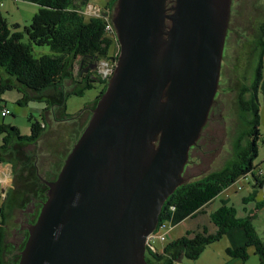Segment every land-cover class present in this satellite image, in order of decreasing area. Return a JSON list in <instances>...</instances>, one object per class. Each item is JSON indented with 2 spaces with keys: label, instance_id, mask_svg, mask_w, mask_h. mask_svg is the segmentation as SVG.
<instances>
[{
  "label": "water",
  "instance_id": "95a60500",
  "mask_svg": "<svg viewBox=\"0 0 264 264\" xmlns=\"http://www.w3.org/2000/svg\"><path fill=\"white\" fill-rule=\"evenodd\" d=\"M230 4L118 0L116 69L59 177L43 180L48 198L19 264H147L163 206L185 184L213 111Z\"/></svg>",
  "mask_w": 264,
  "mask_h": 264
},
{
  "label": "trees",
  "instance_id": "16d2710c",
  "mask_svg": "<svg viewBox=\"0 0 264 264\" xmlns=\"http://www.w3.org/2000/svg\"><path fill=\"white\" fill-rule=\"evenodd\" d=\"M21 1L36 4L38 12L31 24L20 31V25H10L0 10V97L7 91L22 87L37 94L51 88L64 87L68 67H74L75 61L80 66L78 84L82 88L72 93L82 94L85 90L94 88L97 81L109 84L110 80L97 76V68L92 67L101 62L118 59L119 44L113 23L118 0H109L104 8L94 7L96 12L91 14L87 12L91 0ZM259 32L261 60L252 82L239 92L240 118L245 130L234 143L232 159L221 170L180 186L164 204L155 234L162 228L168 233L170 226L175 227L187 220L197 219L221 194L247 176L253 177L254 188H264V171L254 163L259 155L261 138L259 94L264 92V24L259 27ZM26 37L28 43L23 42ZM34 46H47L52 54L37 58L33 54ZM107 87L108 85L98 101ZM0 110L5 108L0 106ZM45 110L53 112V116L56 115L55 108L52 111L49 106ZM84 113L67 115L62 119L49 116L47 121L45 118L43 121L36 120L31 124L29 135H23L17 126L0 123V135L3 136L0 162L9 160L7 153L15 146L39 143L49 131L47 122L53 123L55 129L61 124L78 121ZM15 196L16 192L12 190L0 205V264H6V235L9 217L14 210ZM245 201L249 202L250 199ZM262 208L264 200L256 205L254 211L245 209L246 215L239 218L236 209L222 200L218 209L209 214L212 229L198 224L196 229L163 245L161 251L157 248L154 250L153 246L148 247L147 255L157 264H177L182 258L195 260L207 246L227 236L231 242L227 253L231 258L246 262L250 258L249 249L253 248L260 264H264V241L254 225L257 211Z\"/></svg>",
  "mask_w": 264,
  "mask_h": 264
},
{
  "label": "rangeland",
  "instance_id": "374dc122",
  "mask_svg": "<svg viewBox=\"0 0 264 264\" xmlns=\"http://www.w3.org/2000/svg\"><path fill=\"white\" fill-rule=\"evenodd\" d=\"M13 1L18 2L19 5H25H22L23 7L19 10V7ZM6 2L11 8V13L6 14L8 21L13 24L16 19L20 20L23 25L21 31H23L25 26L31 24L33 16L38 12V6L21 0H6ZM34 10L37 12L35 13ZM87 12L91 14L93 9L88 8ZM262 24H264V0H231L228 35L213 111L209 113L198 140L190 150L189 160L183 175L184 183L199 180L212 172L221 170L234 155V143L245 130V125L240 118L239 92L241 88L252 82L259 66L261 52L258 47V38L260 34L259 27ZM23 42L28 43V38L26 37ZM33 54L39 58L43 55H51L52 51L47 46H34ZM79 71L78 61H75L74 67L72 65L68 67L64 87H62L64 90L62 96L60 92L56 96L54 91L41 92L38 95L42 96V101L34 98L33 92L22 87L19 90L7 91L0 97V106L4 107L6 105L9 109V115L6 118L1 116L2 111L0 110V123L17 126L23 135L30 134L32 122L36 120L43 121L44 118L47 121L48 113L51 111L45 109L49 106L52 111L55 108V114L59 119L65 118L67 115L76 116L85 112L76 122L61 124L55 129H50L39 143L21 149L15 147L13 151L11 150L13 156L11 153L7 155V158L13 161L16 196L14 197V210L10 214L7 228L6 264H19L20 252L24 250L23 248H25L29 237L28 227H21V224L26 225L27 221L31 224L36 222L43 207V204L39 202L42 200V203H44L48 198V195H44V192L49 190V186L44 181L54 182L57 180L67 157L93 115L98 97L108 85L97 81L94 88L87 89L82 94L72 93L82 88V85L78 84ZM259 104L261 138L259 140V155L254 163L264 171V92L259 94ZM52 113L50 117H53ZM47 123L49 124V122ZM2 143L3 136L0 135V145ZM37 157L38 167L36 166ZM253 184L254 179L252 176L240 179L230 190L221 194L218 200L206 209L204 214L199 215L195 220H188L175 227L170 226L169 233H165V231L162 233L165 234L166 241L162 242L157 234L151 238V245L161 251L163 245L174 238L181 237L184 229H196L198 224L206 225L212 229L209 214L218 209L222 200L227 201L228 205L236 209L237 217H244L246 215L245 209L254 211L256 205L264 200V188H254ZM2 192L3 188L0 187V193ZM38 192H41V194L39 195ZM245 199H250V201L246 202ZM4 201V197H1L0 203ZM32 203L35 206L32 214L27 211L22 212V210L30 208ZM20 215H22L21 224L20 222H14L20 218ZM254 225L264 241V208L257 211ZM20 227L21 230L17 233ZM24 236V241H20ZM230 246L229 237L224 236L216 243L207 246L198 259L182 258L177 264H260L259 257L255 254L253 248L249 249V260L243 262L228 255L227 249ZM146 262L147 264H157L147 254Z\"/></svg>",
  "mask_w": 264,
  "mask_h": 264
},
{
  "label": "crops",
  "instance_id": "0c3cea01",
  "mask_svg": "<svg viewBox=\"0 0 264 264\" xmlns=\"http://www.w3.org/2000/svg\"><path fill=\"white\" fill-rule=\"evenodd\" d=\"M15 1H18V0H15ZM20 1V0H19ZM108 1L109 0H91V6L89 7V8H92V9H94L93 11H95V8H97V9H99V8H104V7H106V5H107V3H108ZM24 2V1H23ZM22 2V3H23ZM13 3L15 4V5H17V7H19V10H20V8L21 7H23L22 5H25V4H21V5H19L18 4V2H14L13 1ZM12 3V4H13ZM27 3H29V2H27ZM95 7V8H94ZM0 10H1V12L6 16V14L8 15V14H10L11 13V8L7 5V2H6V0H0ZM35 11V13L37 12L36 10H34ZM91 13H93V12H91ZM34 17V16H33ZM6 18L8 19V17L6 16ZM9 22V21H8ZM9 24L10 25H20V31H21V29H22V27H23V25L21 24V21L20 20H18V19H16L15 21H13V24H11L10 22H9ZM49 91H54V94H55V96L57 95V93H59L60 92V95L62 96V94H63V92H64V90H63V88L62 87H56V88H51V89H48L47 91H45L44 93H47V92H49ZM31 92V91H30ZM34 93V98H36V99H38V100H42L41 98H42V96L41 95H38L37 93H35V92H33ZM53 94V95H54ZM60 99H61V97H60ZM51 100V99H50ZM56 101V100H55ZM3 108H5V109H7L8 111H9V109L7 108V106L5 105ZM50 112L48 113V118H49V116H50ZM2 116V115H1ZM56 116V115H55ZM55 116H53L55 119L57 118V116L55 117ZM3 117V116H2ZM8 117V116H7ZM4 118H6V117H4ZM59 119V118H58ZM50 129H53V123H49V129L48 130H50ZM47 132H49V131H47ZM28 146H31V145H21V146H18L17 148H19V149H21V148H23V147H28ZM16 147V146H15ZM15 147H13L12 148V151L15 149ZM9 153H11V155L13 156V154H12V152H11V150H10V152L8 151V153H7V155L9 154ZM13 161L12 160H8V161H5V162H0V187H2L3 188V194L2 193H0L1 194V197H4V199H5V196L8 194V193H11V191L12 190H15V188H14V174H13V163H12ZM36 164H37V166H38V157L36 158ZM230 190V189H229ZM1 200V199H0ZM216 200H218V199H216ZM215 200V201H216ZM214 201V202H215ZM2 203H0V205H1ZM188 221V220H187ZM187 221H185V222H187ZM184 222V223H185ZM183 224V223H182ZM191 230V229H190ZM189 229H187V230H185L184 229V233H183V235H185L186 233H187V231H190ZM169 233V232H168ZM182 235V236H183ZM175 239V238H174ZM173 240V239H172Z\"/></svg>",
  "mask_w": 264,
  "mask_h": 264
},
{
  "label": "built area",
  "instance_id": "2783aa9c",
  "mask_svg": "<svg viewBox=\"0 0 264 264\" xmlns=\"http://www.w3.org/2000/svg\"><path fill=\"white\" fill-rule=\"evenodd\" d=\"M95 12H96V10L93 11V13H95ZM108 28L111 29L110 26H108ZM119 52H120V49H119ZM118 56H119V54H118ZM117 60L118 59H116L113 62H110V61L101 62V63H99L97 65V71H98V74H99L100 78H102L104 80H111V78H112V76L114 74V71L116 69ZM1 115L3 117H7L9 115V111L7 109H5V110L2 111ZM163 230H164V228L160 229V231L157 233L160 236V239H161L162 242L166 241L165 240V236H164L165 234H162V233H164ZM157 234H154L153 236H155ZM150 247L152 248V245ZM153 249H154V247H153Z\"/></svg>",
  "mask_w": 264,
  "mask_h": 264
},
{
  "label": "flooded vegetation",
  "instance_id": "af4514ba",
  "mask_svg": "<svg viewBox=\"0 0 264 264\" xmlns=\"http://www.w3.org/2000/svg\"><path fill=\"white\" fill-rule=\"evenodd\" d=\"M92 68H93V69H94V68L96 69V67H95V66H93ZM86 72H88V71H86ZM85 74H86V73H85ZM33 211H34V206H33V210H32V212H33ZM32 212H30L29 214H32ZM39 214H40V213H39ZM25 220H27V218H26ZM26 225H27L26 227H28V228H29V227H30V225H32V224H31V223H29V222L27 221V222H26Z\"/></svg>",
  "mask_w": 264,
  "mask_h": 264
}]
</instances>
